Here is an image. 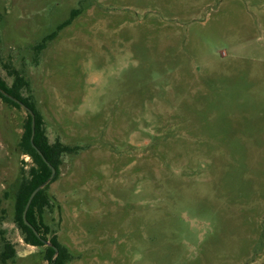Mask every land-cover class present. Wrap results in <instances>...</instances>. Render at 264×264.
Returning a JSON list of instances; mask_svg holds the SVG:
<instances>
[{"label": "rangeland", "instance_id": "1", "mask_svg": "<svg viewBox=\"0 0 264 264\" xmlns=\"http://www.w3.org/2000/svg\"><path fill=\"white\" fill-rule=\"evenodd\" d=\"M12 70L73 148L43 213L67 264H264V0H0ZM27 117L0 98V264H48L15 218Z\"/></svg>", "mask_w": 264, "mask_h": 264}, {"label": "trees", "instance_id": "2", "mask_svg": "<svg viewBox=\"0 0 264 264\" xmlns=\"http://www.w3.org/2000/svg\"><path fill=\"white\" fill-rule=\"evenodd\" d=\"M55 36L56 33H53L48 39H53ZM40 45H44V43ZM10 73L13 77L11 84L0 76V98L10 106L24 107L26 109L28 117L24 124V133L19 142V146L24 153L29 154L33 158V165L30 169H22L20 183L15 194L16 222L24 235V240L28 244L44 246L49 242V245L47 244L46 246L45 253V259L48 261V264H67L72 257L71 253L67 247L58 241L56 235L47 239L49 227L44 224L43 213L49 205L47 190L50 183L58 175L62 156L64 153L70 152L73 148L62 144L60 141L50 142L46 133L43 115L34 104L31 94H28L31 92L29 81L18 71L12 70ZM33 123L35 124L34 136ZM52 166L56 168L57 173L52 180H49L52 174ZM44 184L46 185L37 192L29 207L27 212L28 224L23 217L26 204L32 192ZM30 225L36 229L39 235L34 232V229ZM2 237L0 230V238ZM4 242L5 247L1 252V261L3 264L16 257V250L11 242L5 238Z\"/></svg>", "mask_w": 264, "mask_h": 264}, {"label": "water", "instance_id": "3", "mask_svg": "<svg viewBox=\"0 0 264 264\" xmlns=\"http://www.w3.org/2000/svg\"><path fill=\"white\" fill-rule=\"evenodd\" d=\"M34 133H35V124L33 123V136H34ZM33 136H32V139H33ZM39 152H40V151H39ZM51 168H52V174H51V177H50L49 180H52V179L54 178L55 174H56V168L53 167V166H52ZM45 185H46V184L37 187V188L32 192L31 196L29 197V200H28V202H27V204H26V207H25V210H24V213H23V217H24V220L26 221V223H28V221H27V212H28L29 207H30V205H31V203H32V200H33V198L35 197V195L37 194V192H38L41 188H43ZM28 224H29V223H28ZM30 226L32 227V225H30ZM32 228H33V227H32ZM33 229H34V232H35L37 235H39L38 232L36 231V229H35V228H33ZM48 244H49V242H48Z\"/></svg>", "mask_w": 264, "mask_h": 264}]
</instances>
